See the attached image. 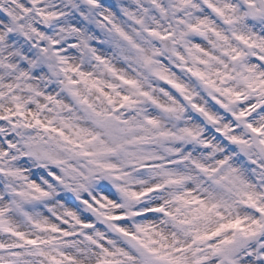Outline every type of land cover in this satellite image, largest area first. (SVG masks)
Here are the masks:
<instances>
[{"label": "clouds", "instance_id": "obj_1", "mask_svg": "<svg viewBox=\"0 0 264 264\" xmlns=\"http://www.w3.org/2000/svg\"><path fill=\"white\" fill-rule=\"evenodd\" d=\"M0 264H264V0H0Z\"/></svg>", "mask_w": 264, "mask_h": 264}, {"label": "snow or ice", "instance_id": "obj_2", "mask_svg": "<svg viewBox=\"0 0 264 264\" xmlns=\"http://www.w3.org/2000/svg\"><path fill=\"white\" fill-rule=\"evenodd\" d=\"M177 87H179V85H177Z\"/></svg>", "mask_w": 264, "mask_h": 264}]
</instances>
